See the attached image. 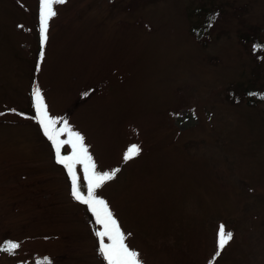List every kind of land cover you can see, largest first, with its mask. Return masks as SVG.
Masks as SVG:
<instances>
[{
	"label": "rangeland",
	"instance_id": "obj_1",
	"mask_svg": "<svg viewBox=\"0 0 264 264\" xmlns=\"http://www.w3.org/2000/svg\"><path fill=\"white\" fill-rule=\"evenodd\" d=\"M54 7L37 71L39 0H0V247L19 244L0 264H106L100 226L30 118L34 82L97 169L120 168L96 194L143 264H264V100L244 98L264 95V53L253 49L264 44V0ZM199 8L213 13L209 29ZM133 144L142 151L125 163ZM220 224L234 236L213 259Z\"/></svg>",
	"mask_w": 264,
	"mask_h": 264
},
{
	"label": "snow or ice",
	"instance_id": "obj_2",
	"mask_svg": "<svg viewBox=\"0 0 264 264\" xmlns=\"http://www.w3.org/2000/svg\"><path fill=\"white\" fill-rule=\"evenodd\" d=\"M66 0H39V42L40 52L37 62V71L40 70V63L45 58L44 48L49 40V23L57 12L55 5H63ZM211 19V18H210ZM87 95V93H85ZM30 98L33 105L35 115L30 117L34 119L40 126L43 134L51 142L55 159L67 171L70 181V194L74 200L86 206L88 212L92 214L94 222L100 228L96 229L94 235L98 240V254L106 262V264H143L139 260V253L132 250L126 244V235L114 217L108 203L96 194V190L101 188L105 182L112 181L120 168L111 170H98L96 162L89 153L88 146L85 144L84 136L78 131H74L64 120L62 127H57L60 121L53 117L43 95V91L38 82H34ZM264 98V97H262ZM16 113L15 109L9 110ZM25 116L24 113H16ZM4 115V113H0ZM28 118V117H26ZM61 135H66L67 139L61 140ZM68 145L71 149L70 154H62V148ZM139 145H129L123 153L122 159L126 163L138 156L141 152ZM81 165L83 171V184L77 175L76 166ZM82 188L84 191H82ZM234 234L225 230V225L220 224L217 232L216 251L213 259L219 257L225 246L233 239ZM107 239V243L105 242ZM19 247L18 243L9 241L6 247H0V251L12 253Z\"/></svg>",
	"mask_w": 264,
	"mask_h": 264
},
{
	"label": "trees",
	"instance_id": "obj_3",
	"mask_svg": "<svg viewBox=\"0 0 264 264\" xmlns=\"http://www.w3.org/2000/svg\"><path fill=\"white\" fill-rule=\"evenodd\" d=\"M201 11H206L205 12L206 17H205V21L202 23V25L199 26V28L203 27L204 29H209V27H210L209 26L210 16H212L213 13L210 11L207 12V10L205 8H199V9H197L196 12H198L199 14H202ZM192 29L194 31H197L198 27L195 26ZM253 49H255L257 51V53H255V54H257V56L259 57L261 54L264 53V44L256 38V39H254ZM229 92H230V95L232 97V100H234V101L239 100V98H242L241 93L236 92L235 89H230ZM245 97H247L248 102H250L253 105L256 104V99L264 100V98H262V97H264V95H262V93H259L258 91H255L253 88H248L244 91V98ZM6 246H7V244H6Z\"/></svg>",
	"mask_w": 264,
	"mask_h": 264
}]
</instances>
